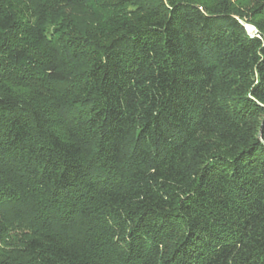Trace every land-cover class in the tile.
<instances>
[{
    "label": "trees",
    "instance_id": "obj_1",
    "mask_svg": "<svg viewBox=\"0 0 264 264\" xmlns=\"http://www.w3.org/2000/svg\"><path fill=\"white\" fill-rule=\"evenodd\" d=\"M0 264H264V0H0Z\"/></svg>",
    "mask_w": 264,
    "mask_h": 264
},
{
    "label": "rangeland",
    "instance_id": "obj_2",
    "mask_svg": "<svg viewBox=\"0 0 264 264\" xmlns=\"http://www.w3.org/2000/svg\"><path fill=\"white\" fill-rule=\"evenodd\" d=\"M208 1H213V0H208ZM245 29L250 35H256L257 33L256 28L250 24H245ZM36 91H37V88L32 87V86H22V85L12 84V83L5 84V92H9L12 95H17L21 98L32 99L34 98Z\"/></svg>",
    "mask_w": 264,
    "mask_h": 264
}]
</instances>
